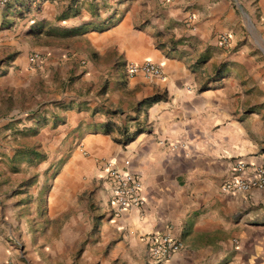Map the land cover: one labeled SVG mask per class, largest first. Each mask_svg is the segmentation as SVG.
Returning a JSON list of instances; mask_svg holds the SVG:
<instances>
[{"label": "crops", "instance_id": "crops-1", "mask_svg": "<svg viewBox=\"0 0 264 264\" xmlns=\"http://www.w3.org/2000/svg\"><path fill=\"white\" fill-rule=\"evenodd\" d=\"M145 61L161 80L128 74ZM22 130L69 138L51 178L2 140ZM105 162L139 178L140 208L111 210ZM263 165L264 0L0 8V264H151L164 233L181 248L161 264H264V187L220 191Z\"/></svg>", "mask_w": 264, "mask_h": 264}, {"label": "built area", "instance_id": "built-area-1", "mask_svg": "<svg viewBox=\"0 0 264 264\" xmlns=\"http://www.w3.org/2000/svg\"><path fill=\"white\" fill-rule=\"evenodd\" d=\"M18 0H0V8L5 7ZM218 44L224 46L227 44V36L221 35ZM129 75L140 74L146 78L162 79L161 70L155 64L145 61L140 64H130L127 66ZM124 166L127 162L124 161ZM104 167L107 168V176L110 181V207L111 210L120 214L125 210L135 208L138 209L143 204L141 197V183L137 176L126 170H117L110 166V162H105ZM243 163H236V171H242ZM264 187V165L257 168L253 175L249 178H241L229 175L220 185V191L229 194H244L252 190H260ZM181 248L178 241L172 239L168 234L164 233L150 237L148 241V252L151 264H161L167 260L170 255Z\"/></svg>", "mask_w": 264, "mask_h": 264}, {"label": "rangeland", "instance_id": "rangeland-1", "mask_svg": "<svg viewBox=\"0 0 264 264\" xmlns=\"http://www.w3.org/2000/svg\"><path fill=\"white\" fill-rule=\"evenodd\" d=\"M40 92H45V91H42L39 86L37 87L36 91L31 90L28 92L30 96H27V92H26V95L21 94L20 102L27 103L29 102V100L26 98L28 97L32 98L34 95ZM46 92L48 93V91ZM50 92L52 91H49V93ZM36 105L38 104H35L33 107H30V108H34ZM21 108H26V107L21 105ZM38 133H39L38 130L35 133H27L22 130L21 132H16L15 137H12L13 134L11 133L12 135L10 134V135L3 136L2 140L5 141L8 139L9 142H11V145L9 146H23L24 150H27L28 148L30 149L31 147L36 150L34 154L17 155L15 159L18 162H21L24 164L27 162V160H29V161H34L36 163L41 162V161H50L51 163H55V166L53 167V169L50 172V175L48 176V179H49L58 170L59 166L66 160L68 156V153H66V151L62 152L61 154L57 153V151H59V147L61 146H62L61 149L64 150L63 147L65 146L66 141L67 140L69 141V138H63L61 139V141H58V139L53 137V135L45 136V135H41ZM67 145L69 146V148L67 149L69 151L72 143L70 142ZM23 189L27 190L26 187Z\"/></svg>", "mask_w": 264, "mask_h": 264}, {"label": "trees", "instance_id": "trees-1", "mask_svg": "<svg viewBox=\"0 0 264 264\" xmlns=\"http://www.w3.org/2000/svg\"><path fill=\"white\" fill-rule=\"evenodd\" d=\"M104 133L105 134H108L109 133V130L108 129H104ZM122 135V134H121ZM132 139V136H126V135H122V141H121V143L122 144H126L127 142H129L130 140ZM118 142H119V140H117Z\"/></svg>", "mask_w": 264, "mask_h": 264}]
</instances>
